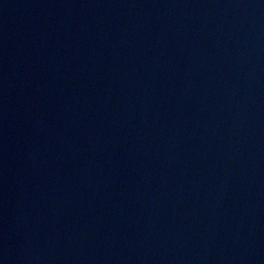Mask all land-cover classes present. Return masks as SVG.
Returning a JSON list of instances; mask_svg holds the SVG:
<instances>
[{
  "label": "water",
  "instance_id": "95a60500",
  "mask_svg": "<svg viewBox=\"0 0 264 264\" xmlns=\"http://www.w3.org/2000/svg\"><path fill=\"white\" fill-rule=\"evenodd\" d=\"M0 264H264V0H0Z\"/></svg>",
  "mask_w": 264,
  "mask_h": 264
}]
</instances>
